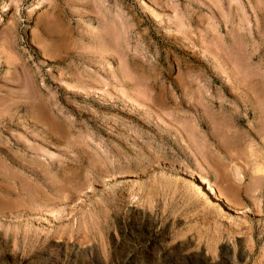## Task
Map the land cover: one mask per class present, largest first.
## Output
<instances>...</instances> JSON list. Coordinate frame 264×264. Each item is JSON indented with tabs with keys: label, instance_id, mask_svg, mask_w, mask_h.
Instances as JSON below:
<instances>
[{
	"label": "rangeland",
	"instance_id": "obj_1",
	"mask_svg": "<svg viewBox=\"0 0 264 264\" xmlns=\"http://www.w3.org/2000/svg\"><path fill=\"white\" fill-rule=\"evenodd\" d=\"M263 137L264 0H0V264H264Z\"/></svg>",
	"mask_w": 264,
	"mask_h": 264
},
{
	"label": "bare ground",
	"instance_id": "obj_2",
	"mask_svg": "<svg viewBox=\"0 0 264 264\" xmlns=\"http://www.w3.org/2000/svg\"><path fill=\"white\" fill-rule=\"evenodd\" d=\"M254 93V92H253ZM261 118V117H260ZM263 123V122H262ZM251 128V127H250ZM254 131V130H253ZM252 132V131H251ZM253 133V132H252ZM255 134V133H254ZM256 135H258V134H256ZM263 136V135H262ZM256 137V136H255ZM261 137V136H260ZM264 138V137H263ZM255 140V139H254ZM256 141V140H255ZM220 196V195H219ZM215 197V196H214Z\"/></svg>",
	"mask_w": 264,
	"mask_h": 264
}]
</instances>
